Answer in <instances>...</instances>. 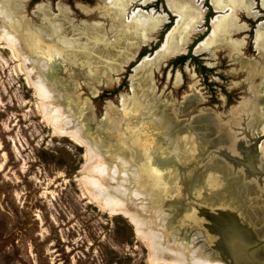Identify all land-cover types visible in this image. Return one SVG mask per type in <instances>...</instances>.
Returning a JSON list of instances; mask_svg holds the SVG:
<instances>
[{
  "label": "rangeland",
  "instance_id": "374dc122",
  "mask_svg": "<svg viewBox=\"0 0 264 264\" xmlns=\"http://www.w3.org/2000/svg\"><path fill=\"white\" fill-rule=\"evenodd\" d=\"M95 1L26 0L22 18L27 21H12V27L22 28V34H34V30L41 27L42 21H34L32 14L45 4L50 6L54 16L57 15V4L66 7L74 21L72 26L75 30L81 29L83 24L102 27L104 21H88L78 16V7L91 10L98 4ZM189 1L202 3L203 10L208 12L209 0ZM253 1L256 4L254 11L259 16L257 19L240 16V21H231L232 26L248 27V31L240 32L232 39L244 43L241 54L250 60L257 56L256 28L264 24V9L259 7V0ZM150 7L157 15L171 16L168 15L164 0H155ZM215 16L212 13L211 16H205L210 18L209 21L206 18L202 21L203 25L197 30L199 33L190 39L184 54L156 67L154 56L160 51L164 38L177 24L176 19L171 18L156 33L154 41L143 47L134 59L121 66L116 74L105 72L88 76L81 70L83 73L79 71L71 76L78 70V66L62 57L70 73L63 70L56 75L52 67L50 69L54 64L53 56L47 51L37 50V47L31 49V54L20 51L19 30V35L10 31L14 37L13 47L6 41H0V264H152V260L157 262L155 264H164L161 261L170 260L172 253L187 259L206 260L195 254L197 248L194 247L195 238L192 235H203V231H200V224H196L200 218L194 217L195 211L191 204L206 202L203 198H210L212 191H215L211 193L214 206L229 202L237 209L233 212L239 213L241 220H245L249 213L256 220L264 189L252 187L250 179L238 173L231 175V193L226 180L218 177L209 187H201L202 192H199L203 193L202 196L196 194L197 190L190 195L173 190V193L161 196L159 193L162 189H156L163 185L158 183L159 187L156 188L152 183L156 175L151 171L149 160L153 152L150 151L157 150L161 154L158 158L161 159L177 158L178 161L180 158L189 163L192 157L188 156L189 146L185 144L189 139L191 143L198 140L177 129L166 135L149 127L147 121L143 129L147 134L131 133L128 127L141 116L128 113L127 117L124 114L127 103L134 99L133 82L150 66L152 72L149 74V83L153 93L147 102L153 105V109L161 103V110L165 115L172 116V121L176 123L185 124L186 121L178 113L184 102L193 95L199 102H196L192 110L188 108L189 114L199 111L223 116L239 104L243 89L238 86L241 78L236 73V64L231 55L228 56L226 51L217 52L214 57L208 53H193L210 35V20ZM194 22L196 25L197 21ZM78 34H75L77 38ZM109 37L105 40H114V34ZM30 45L27 43L26 47ZM39 60L50 62L43 73H39L34 63ZM35 85L45 92L44 99L36 92ZM47 110L56 113L61 123H68L70 129L79 126L78 129L81 128L83 132L89 125L91 132H84L93 149L92 161L88 160L90 156L86 147L71 138L63 137L52 126L43 113ZM148 113L145 119L152 122L155 111ZM128 132L131 134L127 135ZM237 135H232L231 140L235 146L229 145L240 154L241 159L237 160L242 162L249 157L253 159L254 154H257L258 167L264 173V124L261 129H255L254 125L249 128L241 125ZM148 141L154 147L147 148L145 142ZM179 141L183 142V146L175 154L174 149ZM237 143L239 145L236 146ZM133 147L140 151L141 159L138 162L136 157H130ZM94 158L100 160L101 166L107 167L106 174L98 184H102L107 194L131 212L135 213L136 205L142 212V205L150 201L156 216L165 215V203L181 199L182 206L177 207L184 208L185 216L192 214L195 221H192L193 228L189 230L191 240L186 243L183 241L182 228H177L178 232L174 234L167 231V225H164L163 232L160 227H154L149 218L138 219L142 228L139 236L123 216H114L100 210L92 199L102 196L83 182L92 176L88 164L90 161L92 166ZM182 181V178L176 179V183ZM200 220L205 221L204 218ZM203 238L206 242L208 237L203 235ZM173 239L176 246L171 244ZM198 244V248H201L202 245ZM212 251L215 252L210 249L208 253L212 255Z\"/></svg>",
  "mask_w": 264,
  "mask_h": 264
},
{
  "label": "bare ground",
  "instance_id": "6f19581e",
  "mask_svg": "<svg viewBox=\"0 0 264 264\" xmlns=\"http://www.w3.org/2000/svg\"><path fill=\"white\" fill-rule=\"evenodd\" d=\"M151 1L152 0H102L104 5L103 9L111 13L110 16L112 21H104L102 27L98 25L93 26L92 24H83L82 28L78 30H75L72 26L74 21L70 18L66 7L57 4V15L54 16L51 14L50 6L45 4L39 6L32 14L34 21H42L41 27H37L33 32L34 34L26 31V33L22 34V28L18 27V29H13L14 27H12L11 22L27 21L22 18L26 0H0V41H6L13 47L14 37L11 33L13 32L19 35L17 32L19 30L21 37V42H19L20 51L22 50L21 52L31 54V49H34V47H37V50L47 51L53 56L52 62L54 64L50 66V69L52 67L56 75L63 70H65L66 73L70 71V69H67V66L63 64L62 57L69 59L78 66V70L74 67L76 71H74V74L71 76H75L76 72L78 73L79 71V73L84 72L88 76L93 75L92 73H100V75H102V73L104 74L105 72L116 74L121 66L134 59L143 47H146L154 41V36L166 23V17L159 15L155 16L152 11L148 14L136 11L130 14V16H126V10L132 3L142 2V4L145 5ZM165 3L168 12L176 18L177 24L164 38L160 51L154 56V58L156 57L154 59L156 67L161 66L171 58L185 53L190 39L194 37L195 34L199 33L197 30L203 25L202 21H204V16L207 13L206 10H203L202 3L196 4L189 0H165ZM209 4L216 15L210 23L211 33L205 42L200 44L193 53H208L214 57V55H217V52L226 51L228 56L231 55L233 63L236 64V73L240 75L241 78V82L238 86L242 87L243 96L239 104L236 105L232 111L223 116H215L212 113L199 111L194 114L193 112L189 114L188 112L196 106V102H199L195 95L190 96L189 99L184 102L183 108H181V111L178 113V116L186 121L185 124L176 123L172 121V116L164 114V111L160 108L161 103L156 105V109H153V105L151 106V104L147 102L153 93L149 83V74L152 72V67H147L141 72L142 75H139L140 77H136L137 80L132 84L134 99L127 103L124 114L128 117V113H135L137 116L141 117H138L137 120L128 127L129 131L131 133L135 132L141 134L143 132V134H147V131L143 129L146 128V124L149 122V127L155 128V130H159L166 135H169L172 131L174 132L177 129V131L182 130L181 132H183L184 135L188 133L191 137L198 140L196 143H191L189 139L185 144L189 146L188 156L192 157L189 163H185L180 158L178 161L176 160L177 158L175 160L161 159L158 158L161 154H159L157 150L150 151L153 152L152 159L149 160L151 171L153 175H156L152 183L156 188L159 187L158 183L163 185L156 189H162L160 193L156 191V195L159 193L161 196H166L169 193H173V190H177L179 193L180 191H184L186 194L190 195L192 191L197 190L198 192H196V194L202 196L203 193H200L202 192L200 191L201 187H209L210 183L216 181L218 177L224 181L226 180L231 193L232 173L245 175V178H247L246 174L242 173V171L233 164L234 162L232 160L230 164V162L224 158L225 156H231V154L236 155L234 154L236 148L229 147V145L232 147L235 146L231 141L232 135L238 136L237 133L241 125H246L247 128L254 125L255 129H261V126L264 124V24H259L255 31V38L257 40L255 46L257 56L255 59L250 60L244 58L241 54V48L244 43H239L232 39L236 34L248 31V27L232 26L231 21H240V16L250 20L257 19L259 17L258 13L254 11L256 4L253 0H209ZM259 7L264 9V0H259ZM194 21H197L196 25ZM77 33H79L78 38L76 37L77 35H75ZM112 34H114V40L110 42H108V39L105 40L107 37L110 38L109 36ZM27 43H31L28 48L26 47ZM34 63L37 64L39 73L45 72L47 70V65L50 64V62L46 63L41 60L37 62L34 61ZM71 69L73 70V68ZM81 70L83 72H81ZM35 88L39 96L44 99L45 92L43 89L38 85H35ZM188 108L189 111H187ZM151 110L155 111V115H153L155 117L152 122H150L151 120L148 121L145 119L147 116H145V114ZM43 113L46 116L45 118L49 120L52 126H54L63 137L71 138L86 147L90 156V159H88V157L87 159L92 161L93 149L90 146V142L85 137L86 132H84H91L89 125H87L86 130H83V132L80 131L81 128L80 130L78 129L79 126L77 129H70L68 123H61V120L55 115L56 113L54 114L52 111L48 110ZM130 132H128L127 135L131 134ZM145 143H147V145H145ZM145 143L144 145L149 149L154 147L149 141ZM237 145L239 144L237 143L236 146ZM182 146L183 142L179 141L175 149L173 148L175 154H177L176 150ZM157 154L159 155L157 156ZM130 157H136L135 159L138 162L141 159L140 151L133 147V150L130 151ZM93 160L92 166H90V161L88 164L92 173L91 178H85V180L82 178V181L84 180L83 182L93 187L94 191L102 196V198L99 197V199H92L93 202L95 201L101 208L100 210L106 211L114 216H123L129 221L130 225L139 236L141 235L142 229L138 221L139 218L143 220L149 218L152 225L154 227H160L162 231L164 230V225H167V231L174 234L178 232L177 228H182L183 241L185 240L184 242L186 243L194 236L195 240H193V243L195 244L194 247L197 248L195 254L206 259H187L181 255H173L172 253L170 260H163L161 263L223 264L218 260H211V257L217 259V256L208 253L210 251L209 238H206L205 242L201 233H194V235H192L191 232H189V230L193 228V226H191L192 221L189 220L192 214L185 216L184 208L181 209L177 207V205L182 206L181 199L176 198L178 200L166 202L165 206L167 207V212L165 208V215L159 214L156 216L154 209H152L153 203H150V201L142 205V212L138 205L135 206V213L131 212L128 208L123 207L118 201L114 200L112 196L107 194L103 187H101L102 184H98V181L106 174L107 167L106 165L104 167L101 166L99 159L94 158ZM179 178H182L183 181L181 183H176V179ZM237 179L239 178L237 177ZM199 183H202L201 187L198 186ZM88 192L89 191H87V193ZM214 192L212 191L211 193L214 194ZM211 193L209 195L210 198L205 197L203 199L204 201L209 199L210 201L207 204L214 206V196H212L213 194L211 195ZM156 195L153 193V196ZM174 207L178 209H174ZM234 210L237 209L232 205L231 215H238L241 218L239 213L233 212ZM242 213L244 214V212ZM243 221L245 222L246 220ZM176 240L175 238V241ZM171 244L174 246L177 245L174 239ZM196 244L202 245L203 247L200 246L201 248H198ZM206 253L209 256H207ZM155 263L157 262L152 260V264Z\"/></svg>",
  "mask_w": 264,
  "mask_h": 264
},
{
  "label": "water",
  "instance_id": "95a60500",
  "mask_svg": "<svg viewBox=\"0 0 264 264\" xmlns=\"http://www.w3.org/2000/svg\"><path fill=\"white\" fill-rule=\"evenodd\" d=\"M188 56L191 57L190 54ZM234 154L236 155L223 157L228 162L232 160L235 163L233 164L246 174L252 187L264 189V173L258 167V155L254 154L253 159L249 157L241 162L237 160L241 159L237 149ZM201 184L199 183L198 186L201 187ZM262 199L258 208L259 215L261 211L262 215L259 217L256 214V221L255 218L250 217V213H247L245 222L238 215H231L229 202L218 207L207 204L209 199L199 205L191 204L195 211L194 217L204 218L206 221L198 218L199 222L196 221V224H200V231L209 238L210 249L215 251L211 253L217 256L218 261L223 264H264V222L261 223V219L264 220V197ZM190 217L189 220L194 221L192 215Z\"/></svg>",
  "mask_w": 264,
  "mask_h": 264
},
{
  "label": "flooded vegetation",
  "instance_id": "af4514ba",
  "mask_svg": "<svg viewBox=\"0 0 264 264\" xmlns=\"http://www.w3.org/2000/svg\"><path fill=\"white\" fill-rule=\"evenodd\" d=\"M98 1V2H97ZM95 2H97L98 4L91 10H88V8H83V7H78V10H79V17H84V19L88 20V21H112V18H111V13L109 11H107L106 9H103V3H102V0H97ZM155 0H152L150 3H147V4H142V2H137V3H132L128 9L126 10V16H130V14L136 12V11H141L143 13H150L151 11L153 12V14L155 16H157V14L153 11V10H150L151 9V5L154 3ZM164 3H165V0H164ZM209 6V9H208V12L206 13V17L207 16H211V13L212 14H215L210 6V4H208ZM165 7H166V3H165ZM167 9V7H166ZM85 10V11H84ZM99 10V11H98ZM129 11V12H128ZM150 11V12H149ZM168 11V10H167ZM170 13L168 12V15ZM171 15V14H170ZM70 16V15H69ZM159 16H162V15H159ZM164 16V15H163ZM204 16V21H205V17ZM166 17V16H164ZM171 18H174L176 19L173 15H171L170 17H166V21H171ZM214 18V17H213ZM211 18V20L213 19ZM207 20L206 21H209L210 18H206ZM210 20V21H211Z\"/></svg>",
  "mask_w": 264,
  "mask_h": 264
}]
</instances>
